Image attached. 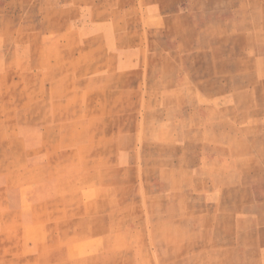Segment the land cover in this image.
Returning a JSON list of instances; mask_svg holds the SVG:
<instances>
[{"label": "rangeland", "instance_id": "obj_1", "mask_svg": "<svg viewBox=\"0 0 264 264\" xmlns=\"http://www.w3.org/2000/svg\"><path fill=\"white\" fill-rule=\"evenodd\" d=\"M250 144L264 0H0V264H206Z\"/></svg>", "mask_w": 264, "mask_h": 264}, {"label": "crops", "instance_id": "obj_2", "mask_svg": "<svg viewBox=\"0 0 264 264\" xmlns=\"http://www.w3.org/2000/svg\"><path fill=\"white\" fill-rule=\"evenodd\" d=\"M259 141L257 138L256 143ZM245 154L249 163H258L260 161L250 158L264 157V147L250 144ZM256 185H250L246 195L238 200L223 197L216 203L224 206L215 213V219H222L224 228L230 230L224 240H217L218 243L208 250L206 264H264V177L258 178Z\"/></svg>", "mask_w": 264, "mask_h": 264}]
</instances>
